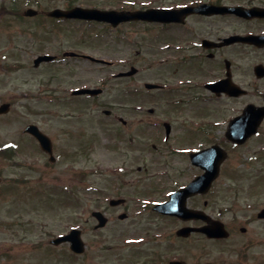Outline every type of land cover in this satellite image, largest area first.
Masks as SVG:
<instances>
[{"label":"flooded vegetation","instance_id":"obj_1","mask_svg":"<svg viewBox=\"0 0 264 264\" xmlns=\"http://www.w3.org/2000/svg\"><path fill=\"white\" fill-rule=\"evenodd\" d=\"M112 1L118 3L104 7L105 10L149 14V20H135L136 52L140 75L144 69H154L156 79L142 80L140 92L122 91V103L119 106L112 103L114 106L102 111L107 119L115 121L111 124L108 145L102 146L96 131H89V135L81 127L69 126L75 122L70 121L73 116L69 112L61 117L56 129L49 128L52 124L46 113L39 115L45 120L34 118L22 122L16 117L9 118L15 107H28L27 112L31 113L28 103L34 100L29 89L30 70L28 77L19 81L20 87L29 86L22 93L18 80L11 76L29 69L28 62L20 64L16 60L29 58L31 46L38 50L43 47L34 40L37 35L30 26L41 27L44 21L55 26L61 21L47 16L48 7L41 0H0V20L20 26L21 33L20 41L12 36H0V220L12 215V193L21 194V200L35 202L41 198L44 177L49 175L52 182L68 184L74 174L72 160L87 163L96 152L103 160L114 159L113 164L105 166L107 169L100 168L101 175L121 180L117 182L120 186L115 187V197L103 198L107 208L87 210L92 206V198L83 200L85 203L80 208L90 214L102 212L107 218L102 229L93 225L95 233H105L107 264H264V218L260 215L264 211V199L252 201L254 197L264 198L263 191H257L246 201L237 192L231 193V197L214 192L226 167L230 175L236 174V168L241 166L249 173L255 172L257 178L263 175L258 164L264 160V114L261 115L264 112V0ZM72 4L67 2L66 6ZM199 7L201 12L197 11ZM234 7L249 12L223 11ZM29 9L33 12L26 15ZM103 27L123 34L127 24L113 28L105 23ZM116 39L122 44L123 38L116 36ZM79 48L50 52L55 56L52 62H42L33 68L63 64L67 60L83 66L95 65L82 58L85 51ZM39 53L35 57L48 54ZM124 61L119 58L116 64ZM116 64L110 60L104 66ZM147 83L155 87L146 88ZM131 95L141 103H129L127 99ZM97 98L88 94L71 95L65 96L63 102L69 99L72 104L81 100L90 103ZM195 107L202 112L199 119L180 117L182 110ZM132 111L142 112V119L128 121L122 116ZM10 121L13 132L3 127ZM91 121L97 120L91 117ZM50 130H56L57 134ZM212 147L216 149L211 153H221L225 159L209 190L172 198L190 182L203 177L201 156L195 158V154ZM76 173L79 180L90 174L83 166ZM37 186L40 188L36 189ZM82 191L84 196L88 195V191ZM63 196L68 205L80 203L73 191H66ZM167 204L172 213L156 211L157 205ZM221 228L226 235L209 237V231ZM50 240L49 246L67 245L54 246ZM213 244L220 249L216 260L210 259L209 245ZM37 246L43 244L39 242ZM227 247L234 254L233 263H228L224 255Z\"/></svg>","mask_w":264,"mask_h":264},{"label":"rangeland","instance_id":"obj_2","mask_svg":"<svg viewBox=\"0 0 264 264\" xmlns=\"http://www.w3.org/2000/svg\"><path fill=\"white\" fill-rule=\"evenodd\" d=\"M42 5H46V11L51 10L52 6L57 8H65L67 2L74 3L80 7H93L104 9V7H113L115 3L112 0H41ZM2 20V21H1ZM0 21V36H12L14 40L20 41V26L7 25L3 20ZM52 21V20H51ZM30 29L37 35V42L40 45L43 44L42 49H34L31 46L30 56L20 57L17 62H28L26 67L30 65L28 70L21 69L13 73L12 78L18 80L19 92L25 91L29 86L33 93L34 100L29 104L31 113L27 112V108L15 107L14 113L9 116L16 117L20 121L26 119H43L39 117L44 113L49 114L51 119L49 124H52L49 128H55L60 126L61 117L65 116L67 112L72 114L74 123L69 126L75 129L85 130L86 134H91L89 131H96L98 140H102V146L108 145L111 139L110 128L111 124L115 123L112 119H107L102 115L103 110H109L115 103L119 106L122 103L120 97L122 91L133 90L141 91L142 80L151 82L156 79L154 69L147 71L146 69L143 75H140L139 66H141L138 59L137 50V38L136 27L127 26L124 27L123 34L114 33L102 25L94 23L93 25L88 23H59L53 26L50 22H45L41 27L36 28L30 26ZM117 37L123 38L122 44L118 42ZM81 37V38H80ZM82 39V40H80ZM121 45V46H120ZM79 48L84 53L90 54L95 58H100L105 61L113 60L116 64L118 59L125 60V63L116 64L114 66H101L87 64L85 66L80 65L77 61L71 60L65 61L63 64H45L41 69H34L32 60L36 55H39V51L57 53L63 51L66 48ZM83 48V49H82ZM136 48V49H135ZM135 49V52L133 51ZM75 61V60H74ZM78 63V64H77ZM133 66L138 71L137 74L129 76L128 78L114 79L111 75H116L120 71H128ZM76 67H79L76 69ZM75 68V71L70 69ZM30 70L29 77L31 78V84L25 86L22 84L20 87V79L28 77L26 74ZM84 71V72H83ZM77 75L74 76V74ZM88 86L92 88H103V94L98 96L96 102L86 103L85 100L79 102H72L66 99L69 98V92L77 87ZM130 93V94H131ZM20 94V93H18ZM131 95L127 101L131 104H140L139 98ZM215 111L216 107H208ZM93 111V112H92ZM181 118L199 119L202 112L195 108H185L182 110ZM157 112V111H155ZM159 113V112H157ZM26 115H28L26 117ZM79 118H78V116ZM143 113L131 112L123 113L125 119L128 121H138L143 117ZM160 115V114H159ZM161 116V115H160ZM91 117L97 121H91ZM165 117V115H164ZM80 119V120H79ZM79 120V123L77 122ZM4 130L13 132L12 121L10 124L3 125ZM81 127V128H80ZM93 128L92 130H89ZM51 131V130H50ZM184 132V129L182 130ZM54 135L57 134L56 130L51 131ZM61 136V134H60ZM64 137V136H63ZM100 144V142H99ZM75 144L71 145L69 149L74 150ZM264 150V144H263ZM264 158V155H263ZM149 161V159H148ZM72 178L68 184L52 182V178L47 175L43 178V184L41 186L42 195L40 199L33 202L31 199L26 201L20 199L18 192L12 193L10 205H12V215L5 221L0 220V264H107L108 255L105 250V233L93 230L95 221L90 217V212H82L81 207L84 205L83 200H91L93 207L107 208L106 201L103 198H113L117 190L115 187L120 185L117 183L121 181L119 179L111 178L107 175H101L102 169H107L106 165L114 163L113 157L98 156V153L94 152L89 156L87 163L85 160L76 159L72 160ZM86 163V164H85ZM102 164V165H101ZM104 165V166H103ZM230 165V164H227ZM263 173L262 177H256L255 172L249 173L244 167L236 168V174L230 175L228 173V167L224 170L220 181L217 183L214 192L219 195H225L231 197V193L237 192L245 199L253 196L257 191H263L264 194V160L258 164ZM89 169V176L85 180H79L77 173L81 167ZM237 169L239 170L237 172ZM68 186V187H67ZM40 186H37V188ZM105 188V189H104ZM124 190H130L123 188ZM159 189V188H157ZM86 190L87 196H84ZM105 190V191H102ZM160 190H164L160 188ZM65 191L75 192V195L80 200V203L68 205L67 200L64 199L63 194ZM102 191V192H101ZM48 195H53L48 198ZM158 195V193H157ZM48 196V197H47ZM157 197V196H156ZM52 199V200H50ZM264 199L262 197H254L253 200ZM55 200V201H54ZM89 205V204H88ZM4 206L1 207L3 209ZM118 212V211H115ZM119 213V212H118ZM116 213V214H118ZM116 217V215H115ZM71 228H79L82 230L83 241L86 245L85 252L81 256L71 255L67 245H61L56 248L49 246L48 240L55 236H60L62 233H67ZM43 244L42 247L37 246ZM33 246H29V245ZM225 251L226 260L228 263H233L232 251L229 247ZM210 259L216 260L219 258L220 249L217 245H209Z\"/></svg>","mask_w":264,"mask_h":264},{"label":"water","instance_id":"obj_3","mask_svg":"<svg viewBox=\"0 0 264 264\" xmlns=\"http://www.w3.org/2000/svg\"><path fill=\"white\" fill-rule=\"evenodd\" d=\"M231 11H238V10H231ZM240 13V12H239ZM50 16H55L58 18L66 17V18H77V19H86V20H97L101 22L108 21L112 25H116L119 22H125L126 20H135L137 17H142V16H134V13H113V12H107V11H99V10H89L85 8H78L75 7L71 11H63V10H54L50 14ZM145 18H148V16H145ZM42 59L49 60L50 58L48 56H43L42 58H39L37 62L42 61ZM136 70L134 68H131L128 73L120 74L122 76H129L131 74H134ZM100 92L99 89L97 90H77L76 93L79 94H86V93H91V94H97ZM264 112L261 111V115H263ZM212 149H209L208 151H202L200 153L195 154V158H197L199 155L201 156L202 161L200 164L203 165L207 171H211L212 173L208 175L205 174L203 177L198 178L197 181L191 183L188 185L187 188L178 191L177 193L173 194L171 197H177V196H182L186 197L188 195L194 194L195 192L199 191H206L209 187V183L216 177L217 171L219 168L220 162L224 159V155L220 156V154L216 153L215 155L211 153ZM192 158V163H195V160ZM156 209L161 210L163 213H172V210L170 209V205H160L157 206ZM93 215L97 218L99 221V225L97 227H101L105 224V219L102 217L101 213H93ZM264 215V213L262 214ZM61 241H68L70 243V249L75 251V252H82L84 245H82V242L80 240V234L76 230H72L68 235L62 236L59 239L53 240L52 242L54 244H59Z\"/></svg>","mask_w":264,"mask_h":264}]
</instances>
